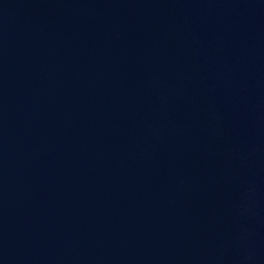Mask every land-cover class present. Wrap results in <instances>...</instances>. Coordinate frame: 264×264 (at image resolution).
Segmentation results:
<instances>
[{"label":"water","instance_id":"obj_1","mask_svg":"<svg viewBox=\"0 0 264 264\" xmlns=\"http://www.w3.org/2000/svg\"><path fill=\"white\" fill-rule=\"evenodd\" d=\"M0 264H264V0H0Z\"/></svg>","mask_w":264,"mask_h":264}]
</instances>
